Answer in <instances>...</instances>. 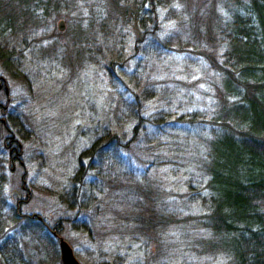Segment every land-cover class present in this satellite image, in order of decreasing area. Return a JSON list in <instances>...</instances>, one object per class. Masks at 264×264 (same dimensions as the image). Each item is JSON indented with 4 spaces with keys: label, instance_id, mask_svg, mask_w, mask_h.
Instances as JSON below:
<instances>
[{
    "label": "rangeland",
    "instance_id": "374dc122",
    "mask_svg": "<svg viewBox=\"0 0 264 264\" xmlns=\"http://www.w3.org/2000/svg\"><path fill=\"white\" fill-rule=\"evenodd\" d=\"M211 4L225 15L219 0L159 8L157 40L118 15L114 6L122 4L113 0H30L26 14L23 0L7 5L19 15L6 17L15 32L4 33L15 53L9 65L0 58V118L8 124L1 195L44 226H16L25 259L60 264L61 237L78 264H225L200 252L195 217L204 210L189 198L207 178L206 124L180 117L209 116L215 107L223 46L202 20ZM104 128L126 147L109 144L121 164L109 180L96 179L81 159Z\"/></svg>",
    "mask_w": 264,
    "mask_h": 264
},
{
    "label": "trees",
    "instance_id": "16d2710c",
    "mask_svg": "<svg viewBox=\"0 0 264 264\" xmlns=\"http://www.w3.org/2000/svg\"><path fill=\"white\" fill-rule=\"evenodd\" d=\"M113 1L122 4L114 6L118 15L132 18L140 32L157 40L158 10L172 0ZM10 2L0 0V58L4 65L10 64L15 53L4 38V33L15 32L6 23L10 20L6 17L12 13L19 15L18 11L7 9ZM23 2L26 14L30 0ZM219 2L225 15L217 13V5L211 4L202 19L208 32L223 46L217 66L215 107L209 116L197 111L180 116L190 124L205 123L208 132L200 163L207 178L201 191L190 192L189 198L199 201L204 210L195 217L201 232V253L219 254L225 264H264V0ZM207 58L216 66L214 57ZM5 97L6 101L10 100L9 94ZM4 107L0 105L2 116ZM7 126V120L0 118L1 131L7 130ZM120 137L104 128L82 151L81 159H89L88 167L96 179L109 180L111 174H117V165L121 164L109 144L120 141L115 145L126 148ZM5 139L6 147L14 142L8 136ZM10 156L12 162L14 156ZM94 157L96 163L92 162ZM82 168L80 162L76 176L81 177ZM4 184L0 171V264H33L24 257L16 226L21 222L23 228L28 225L33 229L31 225L44 227L43 223L6 206L1 195ZM145 221L150 223L149 219ZM52 231L59 235L60 228L56 226ZM47 239L41 237L43 245ZM48 246L47 243L44 247Z\"/></svg>",
    "mask_w": 264,
    "mask_h": 264
},
{
    "label": "water",
    "instance_id": "95a60500",
    "mask_svg": "<svg viewBox=\"0 0 264 264\" xmlns=\"http://www.w3.org/2000/svg\"><path fill=\"white\" fill-rule=\"evenodd\" d=\"M58 28L60 30L63 28L62 21L59 22ZM2 83H4V79L2 77H0V88H1ZM3 90H4L5 95L9 94V90H8V87L6 85L3 86ZM2 122H3V120H2ZM0 138H1V129H0ZM11 193L15 194L17 196V198L20 197L19 192H17L16 190H13ZM38 219H40V217H38ZM53 234L56 235V233H53ZM58 240H59L58 244H59V252H60V257H59L60 264H78L76 258L73 255L72 249L68 245V243L61 237H59Z\"/></svg>",
    "mask_w": 264,
    "mask_h": 264
},
{
    "label": "flooded vegetation",
    "instance_id": "af4514ba",
    "mask_svg": "<svg viewBox=\"0 0 264 264\" xmlns=\"http://www.w3.org/2000/svg\"><path fill=\"white\" fill-rule=\"evenodd\" d=\"M7 145H9V144H7ZM9 152H10V151H9ZM53 233H56V232H55V231H52V234H53ZM53 235H54V234H53ZM54 236L58 237V236H57V234H56V235H54Z\"/></svg>",
    "mask_w": 264,
    "mask_h": 264
}]
</instances>
